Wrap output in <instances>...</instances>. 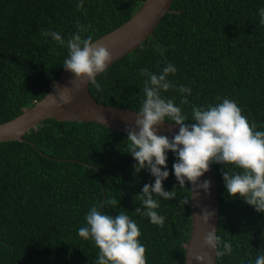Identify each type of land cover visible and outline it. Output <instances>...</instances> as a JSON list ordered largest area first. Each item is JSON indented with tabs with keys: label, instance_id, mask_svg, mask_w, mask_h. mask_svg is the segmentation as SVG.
I'll use <instances>...</instances> for the list:
<instances>
[{
	"label": "trees",
	"instance_id": "obj_1",
	"mask_svg": "<svg viewBox=\"0 0 264 264\" xmlns=\"http://www.w3.org/2000/svg\"><path fill=\"white\" fill-rule=\"evenodd\" d=\"M0 0V124L41 101L64 69L66 46L41 35L59 32L67 40L77 21L91 27L82 35L93 40L112 32L142 7L145 0ZM264 0H174L154 35L140 48L115 62L90 84L101 104L138 111L143 98L141 68L157 72L166 62L178 71L175 85H188L192 94L170 88L162 95L191 117L192 105L234 99L258 130H264V25L258 9ZM187 95L188 103H181ZM187 123H192L188 121ZM27 142L0 143V264H95L99 249L78 235L92 205L114 197L111 214L126 211L140 227L146 264H184L192 231L191 184L181 188L172 174L176 157L169 151L166 190L161 199L164 225L135 213L134 198L144 183L154 180L147 170L135 174L127 153L126 134L97 123H40L25 135ZM218 182V235L232 242L230 256L216 264H241L264 253V213H258L225 189L223 165L212 164ZM229 167H234L229 165ZM189 198L180 207L178 201Z\"/></svg>",
	"mask_w": 264,
	"mask_h": 264
},
{
	"label": "clouds",
	"instance_id": "obj_2",
	"mask_svg": "<svg viewBox=\"0 0 264 264\" xmlns=\"http://www.w3.org/2000/svg\"><path fill=\"white\" fill-rule=\"evenodd\" d=\"M85 0H77L76 8L82 10ZM259 23L264 25V7L258 9ZM91 26H84L77 21V30L65 40L54 30H43L41 35L51 37L68 50L63 67L71 71L81 84L91 82L100 88L96 75L104 72L113 60L109 48L93 40L88 32ZM178 71L175 64L166 62L157 72L141 68L143 80V98L136 111L134 126H128L127 148L135 163L134 173L147 170L154 180L144 183L134 198L139 200L135 213L145 216L149 222L163 226L165 215L160 214L161 199L172 200L177 193L164 188V181L169 177L167 166L168 153L176 157L171 172L183 188L186 182L192 185V198L199 191L210 190L211 181L200 180L210 170L212 164L223 165L222 171L227 194L239 197L258 213H264V130H258L253 119L244 114L234 99L217 97V103L192 105L191 117L174 102V98L162 95L170 88L181 94H192L188 85H175L169 79L170 74ZM59 100L55 95H48L53 103L68 104L71 95L59 91ZM187 95L181 96V103H188ZM169 121L179 126V131L171 137L158 134L157 128ZM192 121V123H187ZM229 165L234 167H229ZM121 201L111 197L100 205H92L85 214V224L77 229L78 235L94 242L99 249L95 264H146V247L139 239L141 230L137 222L126 211L111 214L103 209H113ZM180 207L189 204L186 196L178 201ZM214 211L202 208L201 218L209 223ZM196 214H194L195 216ZM264 235V233H262ZM204 244L215 250L217 256H230L233 252L232 242L223 240L216 229L208 231L203 237ZM195 259L200 264H210L207 252L197 254ZM241 264H253V261H241ZM254 264H264V253L256 256Z\"/></svg>",
	"mask_w": 264,
	"mask_h": 264
},
{
	"label": "water",
	"instance_id": "obj_3",
	"mask_svg": "<svg viewBox=\"0 0 264 264\" xmlns=\"http://www.w3.org/2000/svg\"><path fill=\"white\" fill-rule=\"evenodd\" d=\"M173 1L145 0L131 19L96 40L98 43L106 45L113 55V60L108 67L140 48L154 35L162 19L170 12ZM100 74L98 73L96 77ZM90 84L91 82L81 84L71 71L64 68L60 78L51 84L50 91L41 101L17 117L0 124V143L27 142L25 135L37 128L40 123L50 119L59 122L97 123L127 135L128 126H134L136 111L99 103L90 92ZM62 90L71 95V102L60 105L53 103L52 98L48 95H55L59 100L58 93ZM157 131L158 134L171 137L179 131V126L165 121L158 126ZM205 179L211 181L210 190L205 192L201 189L193 198L191 194L192 231L186 245L184 264H200L195 256L203 252L209 254L210 264L217 262L215 250L208 248L203 242V237L208 231L216 229L218 234L219 188L212 166L200 178L201 181ZM205 207L215 213L209 223H204L200 215L202 208ZM194 214L196 215L194 216Z\"/></svg>",
	"mask_w": 264,
	"mask_h": 264
}]
</instances>
